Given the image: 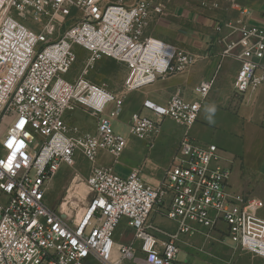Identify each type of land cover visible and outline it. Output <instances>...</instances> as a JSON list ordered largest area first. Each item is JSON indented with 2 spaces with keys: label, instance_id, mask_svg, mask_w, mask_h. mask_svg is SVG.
<instances>
[{
  "label": "built area",
  "instance_id": "2783aa9c",
  "mask_svg": "<svg viewBox=\"0 0 264 264\" xmlns=\"http://www.w3.org/2000/svg\"><path fill=\"white\" fill-rule=\"evenodd\" d=\"M171 1L0 0V264H85L88 259L190 264L180 258L179 236L199 234L202 228L207 234H228L238 248L264 258L259 200L234 192L232 170L223 164L218 145L190 134L216 75L194 88V99L173 94L165 105L147 100L144 107L156 118L133 112L127 134L115 129L126 94L197 61L194 54L148 34L150 23ZM74 6L80 14L67 24ZM17 18H29L39 29ZM225 24L239 32L224 51L240 62L235 90L241 95L256 91L264 84V20L262 25L244 19ZM77 47L87 52L84 67L67 79L63 75L77 62ZM103 57L125 64L122 91L87 77ZM79 107L97 117L95 131L66 122V112ZM167 117L182 132L158 185L148 183L140 168L123 176L98 162L100 152L118 158L132 136L152 146ZM79 154L90 169L89 200L77 220L51 207L47 193L63 165L75 166ZM156 207L176 222L174 232L155 225ZM121 224L134 232L128 243L117 239Z\"/></svg>",
  "mask_w": 264,
  "mask_h": 264
},
{
  "label": "crops",
  "instance_id": "0c3cea01",
  "mask_svg": "<svg viewBox=\"0 0 264 264\" xmlns=\"http://www.w3.org/2000/svg\"><path fill=\"white\" fill-rule=\"evenodd\" d=\"M216 1L217 6L214 5ZM243 10H248L249 15ZM241 19L251 25H262L264 0H237L236 5L225 0H206V4H202V0L171 1L164 15L150 23L148 34L194 54L197 61L184 71L159 77L126 94L123 113L114 120V126H127L133 112H142L156 118L154 111L144 107L145 101L165 105L173 94L194 99V88L210 76L216 75V82L208 98L203 101L198 120L191 127L190 134L202 143L218 145L223 164L232 170V190L259 200L261 211L264 209V84L256 91L243 95L237 93L234 85L240 62L224 52L230 43L239 39V32H233L225 22ZM218 26L221 27L220 30L217 29ZM235 51L239 52L241 48L238 47ZM212 108L215 109L214 112L210 111ZM65 119L68 124L85 131L93 132L97 126V117L84 107L66 112ZM177 136L175 121L167 117L162 133L152 146L132 136L118 158L107 152H100L98 162L112 166L123 176L134 168H140L148 183L158 185L178 149L179 143L175 141ZM83 159L87 160L79 154L76 165L71 167L78 172V178L85 171L80 163ZM88 174L89 171L86 178ZM75 178L70 181L64 199L71 193L73 200L85 203L89 192L82 194L74 190ZM65 216L72 218L75 214ZM152 220L173 223L177 227L176 222L164 216L160 207H156ZM129 231L132 230L127 229L125 234Z\"/></svg>",
  "mask_w": 264,
  "mask_h": 264
},
{
  "label": "rangeland",
  "instance_id": "374dc122",
  "mask_svg": "<svg viewBox=\"0 0 264 264\" xmlns=\"http://www.w3.org/2000/svg\"><path fill=\"white\" fill-rule=\"evenodd\" d=\"M76 1V0H74ZM79 10L74 6L69 9V15L67 16V24L75 21V16L79 15ZM28 26H33L39 29V24L29 18H17ZM36 23V24H35ZM36 25V26H35ZM78 59L74 64L71 72L63 77L72 79L77 76L84 67V60L87 52L77 47ZM128 76V70L125 64L118 62L117 60L109 57H103L94 63V66L89 69L87 77L97 84H105L110 90L114 92H120L123 89V84ZM115 129L123 134L128 133V127L123 125H115ZM176 132L178 133L177 143L180 141L182 129L176 124ZM84 167V172L80 174V179L86 181V174L89 171L90 164L87 160L83 159L81 162ZM62 171L55 178L52 188L47 193V201L51 207L60 208V205L64 199L65 193L70 186V181L78 174L76 170L68 165H63ZM89 197H86V204ZM85 204V205H86ZM83 205V202H80ZM264 209L259 210L260 215L264 216ZM167 218V217H166ZM168 219V218H167ZM170 220V219H169ZM155 225L175 231V224L163 223L155 221ZM222 228L224 226L221 225ZM162 228V227H161ZM163 228V229H164ZM165 229V230H166ZM124 225L117 230V237L120 242H128L134 236L133 231H129L125 234ZM207 230L202 228L201 233L196 235H180L179 244L181 247L180 258L187 260L190 264H264V258L254 256L238 248L234 242L231 241L228 234H221L217 232L206 233ZM85 264H102L96 260L88 259ZM134 264V263H130Z\"/></svg>",
  "mask_w": 264,
  "mask_h": 264
},
{
  "label": "bare ground",
  "instance_id": "6f19581e",
  "mask_svg": "<svg viewBox=\"0 0 264 264\" xmlns=\"http://www.w3.org/2000/svg\"><path fill=\"white\" fill-rule=\"evenodd\" d=\"M74 181H75L73 185L74 190L82 194H86L89 192V187L86 181L84 182L78 177H76ZM70 194L71 193H69V195L62 201L60 205V210L65 215L75 214L76 219L79 220L85 211L86 202L85 203L83 202V205H80V202L73 200Z\"/></svg>",
  "mask_w": 264,
  "mask_h": 264
},
{
  "label": "clouds",
  "instance_id": "9594fccd",
  "mask_svg": "<svg viewBox=\"0 0 264 264\" xmlns=\"http://www.w3.org/2000/svg\"><path fill=\"white\" fill-rule=\"evenodd\" d=\"M210 111L214 112V111H215V109H214V108H212V109H210Z\"/></svg>",
  "mask_w": 264,
  "mask_h": 264
}]
</instances>
